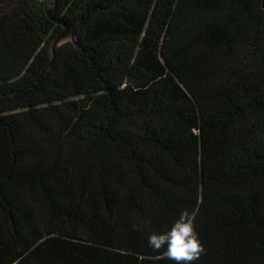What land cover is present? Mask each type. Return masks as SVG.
I'll list each match as a JSON object with an SVG mask.
<instances>
[{"label": "trees", "instance_id": "trees-1", "mask_svg": "<svg viewBox=\"0 0 264 264\" xmlns=\"http://www.w3.org/2000/svg\"><path fill=\"white\" fill-rule=\"evenodd\" d=\"M46 2L0 0V264H176L185 209L264 264L263 0Z\"/></svg>", "mask_w": 264, "mask_h": 264}, {"label": "clouds", "instance_id": "clouds-1", "mask_svg": "<svg viewBox=\"0 0 264 264\" xmlns=\"http://www.w3.org/2000/svg\"><path fill=\"white\" fill-rule=\"evenodd\" d=\"M195 217V210H183L169 230L162 233L152 231L148 235L149 247L154 251L166 248L163 255L176 264H192L199 260L206 249L195 229Z\"/></svg>", "mask_w": 264, "mask_h": 264}, {"label": "water", "instance_id": "water-1", "mask_svg": "<svg viewBox=\"0 0 264 264\" xmlns=\"http://www.w3.org/2000/svg\"><path fill=\"white\" fill-rule=\"evenodd\" d=\"M55 0H47V2H46V7H47V11H48V13L50 14L49 16L52 18V19H54V20H56V21H58V22H60V23H62V19L60 18V16H57V15H55ZM262 7H264V0H263V6ZM71 31V29H68L67 31H66V33H68V32H70ZM65 33V34H66ZM64 34V35H65ZM64 35L63 36H61V38L62 37H64ZM60 38V37H59ZM58 38V39H59ZM55 45H57V41L55 42Z\"/></svg>", "mask_w": 264, "mask_h": 264}, {"label": "rangeland", "instance_id": "rangeland-1", "mask_svg": "<svg viewBox=\"0 0 264 264\" xmlns=\"http://www.w3.org/2000/svg\"><path fill=\"white\" fill-rule=\"evenodd\" d=\"M73 34L71 32H68L64 35V37L57 39V45H62L65 41L70 40L73 38Z\"/></svg>", "mask_w": 264, "mask_h": 264}]
</instances>
